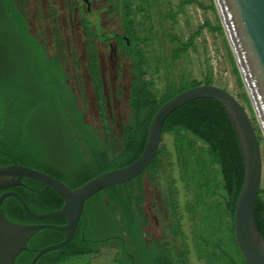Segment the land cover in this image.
Masks as SVG:
<instances>
[{"label":"trees","instance_id":"1","mask_svg":"<svg viewBox=\"0 0 264 264\" xmlns=\"http://www.w3.org/2000/svg\"><path fill=\"white\" fill-rule=\"evenodd\" d=\"M193 2H181L177 11L169 13V18L176 21L177 16L184 12L185 5ZM124 7L123 29L130 44L125 41L122 44L126 45L132 63L133 79L128 100L130 116L118 138L111 134L105 108H101L103 133L85 121L59 57L50 55L44 44L32 36L16 0H0V166L19 164L30 167L63 181L72 189L78 188L104 172L134 163L144 151L154 115L167 101L188 88L214 84L209 73L203 82L192 80L191 86L182 82L179 86H169L164 93L155 90L147 71L148 37L135 28L136 22L131 18L133 7ZM210 9L216 12L213 1ZM141 10L143 8L137 9ZM203 28L224 34L221 24L214 26L206 21L186 42L179 41L175 58L195 49L194 41ZM100 37L109 40L106 35ZM13 43L18 48L17 54L22 52L25 57L32 58L38 73L37 82L45 91L42 101L32 103L25 99L27 92L22 87L21 77L24 60L17 58ZM226 45L233 60L227 41ZM95 55L91 56L92 73L95 93L101 105L102 87ZM233 63L234 73L242 84L234 60ZM243 98L250 106L246 93ZM35 104L47 107L46 113L50 112L47 125L50 127L57 123L60 130L55 141L56 149H49L46 153L30 139L34 117L36 121L42 119L33 115L32 106ZM53 111L55 117L52 118ZM166 135L172 137V149L164 142ZM163 176L167 180L164 206L168 218L173 219L169 229L173 242L178 237L182 239L180 249L168 240L158 242L151 239V234L146 231L149 219L144 208L145 177L153 181L161 180ZM244 177L242 149L225 107L212 98L189 101L165 119L161 146L146 170L131 181L106 188L90 198L85 203L71 241L43 253L35 264H59L74 257L98 255L103 247L114 244L119 248L118 264H188L190 244L197 251L198 259L206 264H248L234 234L235 205ZM9 190L19 193L37 214L60 210L64 204L63 198L52 188L44 189L39 182L28 177L22 179V185ZM183 191L184 213L179 198ZM2 208L6 217L15 223L59 226L67 223L64 216L32 218L13 196L3 200ZM185 214L192 222L190 236L182 228ZM254 215L264 239L262 189L256 197ZM64 238L60 230L40 229L29 239L27 250L17 256L15 264H29L37 250L59 243Z\"/></svg>","mask_w":264,"mask_h":264},{"label":"rangeland","instance_id":"2","mask_svg":"<svg viewBox=\"0 0 264 264\" xmlns=\"http://www.w3.org/2000/svg\"><path fill=\"white\" fill-rule=\"evenodd\" d=\"M75 1L17 0L20 10L30 21L31 31L44 44L47 52L50 55H57L63 64L67 82L76 95L78 107L83 111L85 121L98 128L100 133H103V126L98 108L103 106L108 111L111 134L121 137L122 126L130 116L128 100L133 79L132 63L128 55L121 53L119 62L122 63V68L119 72L110 71L109 45L102 40L88 37L82 20L86 18L90 21L92 31L98 37L103 34L110 36L115 32H122V10L126 8L125 5H130L133 7L131 18L136 22L135 28L141 32V35L148 37L147 71L155 90L164 93L169 86H179L182 82L191 86L192 80L203 82L211 73L214 85L229 91L246 107L257 135L262 137L255 115L244 101L243 94L246 90L234 73V63L224 34L203 28L202 33L194 41L195 49H190L186 55L174 57L175 51L180 46L179 41L186 42L206 21L214 26L221 24L217 13L210 9L213 0H193V3L185 5L184 12L177 16L176 21L169 18V13L177 11L181 2L185 0H91L92 10L89 14L82 0L79 11L74 8L70 10L69 2ZM137 7L143 10L137 11ZM89 41H92V48L97 50L98 59L104 71V98L101 105L95 98L91 84L89 68L91 55L90 48L87 46ZM12 46L15 48L14 53L17 58L24 60L25 66L21 70V77L22 87H25L27 92L25 99L28 98L32 103L42 101L45 91L37 82L38 73L32 58L25 57L22 52L17 54L16 43ZM32 110L33 115L42 119L36 121L34 117L30 139L32 138L37 148L45 153L49 149H56L55 141H57V132L60 131L58 124H52L50 127L47 125V116L50 112L46 113V106L35 104ZM54 115L53 111L51 117H55ZM164 142L172 149V137L166 135ZM261 149L263 158L261 189L264 195V139L261 140ZM166 185L167 180L164 176L161 180L153 181L145 177L144 208L149 219L146 231L151 234V239L158 242L168 240L180 249L182 239L178 237L173 242L169 229L173 219L168 218L164 206ZM177 185L180 189L182 188L179 183ZM179 198L181 211L184 213V191ZM191 223L188 215L185 214L182 228L189 236L192 235ZM190 249L188 264H206L198 259V253L193 244H190ZM117 258H120L119 248L112 245L103 247L98 255L74 257L59 264H118Z\"/></svg>","mask_w":264,"mask_h":264},{"label":"water","instance_id":"3","mask_svg":"<svg viewBox=\"0 0 264 264\" xmlns=\"http://www.w3.org/2000/svg\"><path fill=\"white\" fill-rule=\"evenodd\" d=\"M213 3L263 138L257 135L246 107L233 94L214 84H201L182 91L160 107L151 121L144 151L134 163L104 172L78 188L72 189L63 181L30 167L19 164L0 166V191H4L0 195V264H15L17 256L27 250L29 239L43 228L60 230L65 238L59 243L37 250L29 264H35L43 253L68 244L75 234L85 203L106 188L129 182L143 173L161 146L165 119L176 108L199 98H212L220 102L237 134L244 157L245 177L235 205L234 234L246 262L264 264V239L257 228L254 215L263 174L261 140L264 139V0H213ZM24 177L39 182L44 189L52 188L63 198L62 208L44 214L34 213L19 193L9 190L22 185ZM8 196L17 198L24 211L32 218L64 216L67 223L59 226L12 222L2 208V202Z\"/></svg>","mask_w":264,"mask_h":264},{"label":"flooded vegetation","instance_id":"4","mask_svg":"<svg viewBox=\"0 0 264 264\" xmlns=\"http://www.w3.org/2000/svg\"><path fill=\"white\" fill-rule=\"evenodd\" d=\"M83 4L86 6V9H87V12L88 14L91 12V6H92V2L91 0H82ZM16 3H17V7L18 9L20 10L19 8V4L16 0ZM81 3V0H76L74 3L72 2H69L68 6H69V9L72 10L73 8L78 10L80 9V4ZM21 11V10H20ZM23 12V11H22ZM25 15V13H24ZM25 18H26V21L28 23V26H29V32L32 34V36H34L35 38H37L35 36V34L31 31V24H30V21L28 20V18L26 17L25 15ZM82 24L86 30V34L87 36L89 37H93L95 39H99V40H102L103 42H105V44L109 45V60H110V71H112L113 73L115 72H119L120 69L122 68V63L119 62V59H120V55L121 53H125L127 55V51H126V45L122 44V41H125L127 45L130 44L126 34H125V31L123 29V22H122V32H115L113 33L112 35L107 36V38L109 39L108 41L105 40L104 38L102 37H98L93 31H92V28H91V24H90V21L86 18H84L82 20ZM105 35V34H103ZM39 41V40H38ZM41 42V41H39ZM42 43V42H41ZM94 44V43H93ZM90 49V55L93 57V54H96L95 55V58H96V66H97V70H98V73H99V79H100V84H101V87H102V97L104 98V93H103V86H104V71L102 69V66L100 64V61L98 59V55H97V50L95 48H92V41H89L88 42V45H87ZM130 58V57H129ZM89 68H90V77H91V84H92V88L94 90V95H95V98L96 100L98 101L97 99V96H96V93H95V78L93 76V73H92V64H91V57H90V64H89ZM115 75V74H114ZM131 87V85H130ZM103 106H99L98 108V112L100 114V117H101V108ZM104 108V107H103ZM105 112H106V115L108 117V111L105 107ZM115 245V244H114Z\"/></svg>","mask_w":264,"mask_h":264}]
</instances>
